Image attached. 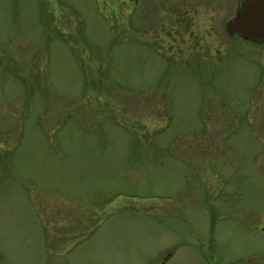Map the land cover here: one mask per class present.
Here are the masks:
<instances>
[{"label": "rangeland", "instance_id": "rangeland-1", "mask_svg": "<svg viewBox=\"0 0 264 264\" xmlns=\"http://www.w3.org/2000/svg\"><path fill=\"white\" fill-rule=\"evenodd\" d=\"M241 1L0 0V264H264Z\"/></svg>", "mask_w": 264, "mask_h": 264}, {"label": "water", "instance_id": "water-1", "mask_svg": "<svg viewBox=\"0 0 264 264\" xmlns=\"http://www.w3.org/2000/svg\"><path fill=\"white\" fill-rule=\"evenodd\" d=\"M225 30L229 35L264 41V0L241 1L236 16L226 22Z\"/></svg>", "mask_w": 264, "mask_h": 264}]
</instances>
